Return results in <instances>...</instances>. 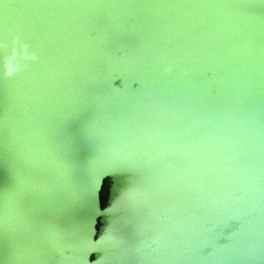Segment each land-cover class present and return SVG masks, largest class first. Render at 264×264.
<instances>
[{
    "label": "water",
    "instance_id": "water-1",
    "mask_svg": "<svg viewBox=\"0 0 264 264\" xmlns=\"http://www.w3.org/2000/svg\"><path fill=\"white\" fill-rule=\"evenodd\" d=\"M0 264H264V0H0Z\"/></svg>",
    "mask_w": 264,
    "mask_h": 264
},
{
    "label": "clouds",
    "instance_id": "clouds-1",
    "mask_svg": "<svg viewBox=\"0 0 264 264\" xmlns=\"http://www.w3.org/2000/svg\"><path fill=\"white\" fill-rule=\"evenodd\" d=\"M23 61L26 63H36L38 61V57L35 55V53H31L26 45L21 46L20 52L17 53ZM20 66L15 63V56L11 59L6 60L5 62V72L6 76L9 79H12L16 75L19 74ZM167 71H171V69H168Z\"/></svg>",
    "mask_w": 264,
    "mask_h": 264
},
{
    "label": "trees",
    "instance_id": "trees-1",
    "mask_svg": "<svg viewBox=\"0 0 264 264\" xmlns=\"http://www.w3.org/2000/svg\"><path fill=\"white\" fill-rule=\"evenodd\" d=\"M107 195H108V180L106 179L104 181L101 193H100V197H101V207H103L105 205L106 199H107Z\"/></svg>",
    "mask_w": 264,
    "mask_h": 264
}]
</instances>
